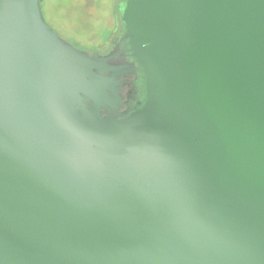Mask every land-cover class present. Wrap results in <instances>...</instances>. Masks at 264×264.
Wrapping results in <instances>:
<instances>
[{
  "label": "water",
  "instance_id": "water-1",
  "mask_svg": "<svg viewBox=\"0 0 264 264\" xmlns=\"http://www.w3.org/2000/svg\"><path fill=\"white\" fill-rule=\"evenodd\" d=\"M38 2L0 0V264H264V0H121L105 56Z\"/></svg>",
  "mask_w": 264,
  "mask_h": 264
},
{
  "label": "rangeland",
  "instance_id": "rangeland-1",
  "mask_svg": "<svg viewBox=\"0 0 264 264\" xmlns=\"http://www.w3.org/2000/svg\"><path fill=\"white\" fill-rule=\"evenodd\" d=\"M121 0H39L44 22L62 39L75 48L94 56H105L112 51L121 23L117 11ZM129 58H116L101 63L83 62L86 79L78 85L84 95L89 114L94 111L112 113L113 104L104 105L97 100L102 92L115 102L132 95L136 71ZM88 76V77H87ZM131 90V92H129Z\"/></svg>",
  "mask_w": 264,
  "mask_h": 264
}]
</instances>
